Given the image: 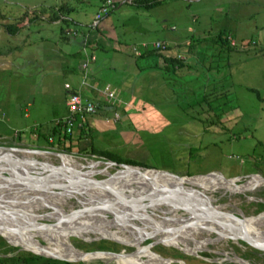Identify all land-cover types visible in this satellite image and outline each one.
Segmentation results:
<instances>
[{
	"label": "rangeland",
	"instance_id": "1",
	"mask_svg": "<svg viewBox=\"0 0 264 264\" xmlns=\"http://www.w3.org/2000/svg\"><path fill=\"white\" fill-rule=\"evenodd\" d=\"M59 1L63 4L60 5ZM112 1H116L115 7L102 15L99 26L94 29L102 41L91 48L96 59L89 64L84 76L91 86L81 85L82 92L87 90L89 96L95 101L100 100L103 107L87 117L83 127L86 135L92 139L95 147L148 166L133 165L183 175L173 185L189 186L195 196H210L213 205L231 215L241 213L252 217L264 210V179L258 175L264 176V0ZM95 2L0 0L1 24L15 23L18 18L22 19L23 13L35 15L28 21L22 19L23 27L13 34L6 33L8 30L0 26V151H11L17 162L24 161L25 156L29 155L40 162L47 160L58 164L55 153L49 152L55 150L70 154L82 164L81 170L89 169L90 161L96 162V168H104L107 164L108 158L91 153L89 146L81 147V141L66 139L63 141L65 147L57 148L41 140L38 134V130L45 128L42 126L44 123L55 121V114L66 112L63 82L68 81L73 87L79 83L82 72L79 68L81 53L78 38L82 39L87 25H93L88 23L95 13ZM106 22H110V26L102 28ZM218 35L222 42L215 40ZM156 40L171 44L172 49L185 58L179 71L184 74L183 77L160 76L158 71L146 66L152 63L151 58H134L133 50L137 54L142 43L151 44ZM212 89L215 91L211 93ZM102 90L106 91L105 94ZM109 90L113 91V96L107 95ZM208 92L207 100H200ZM118 95L120 100H117ZM27 148L46 152L47 157L29 150L24 152ZM106 170L116 178L128 176V170L118 165L108 163ZM208 171L211 172L206 173ZM147 172L154 171L148 169ZM197 173L202 174L188 175ZM0 174L6 178L16 177L4 166L0 168ZM46 174L59 176L56 172L48 171L36 175ZM92 176L105 178L104 181L111 178L97 171ZM224 176L230 178L225 179ZM135 177L139 176L135 174ZM154 178L156 176L151 177L152 184L155 183ZM254 179L262 181L249 186V181ZM0 190L14 193L19 200L34 195V192L47 197L43 191L33 189L22 194L23 189L18 192L16 188L10 189L4 184H0ZM48 190L45 191L53 194L65 189L53 186ZM81 193H75L76 197H65L64 201L59 199L57 203L66 211L74 209L80 206L83 195L87 196ZM49 200L48 197L44 201L52 205L45 204L33 209L24 204H10L0 197V208L16 215L26 213V219L33 224L35 221L51 224L54 217L58 218L61 214H48L53 211L52 206H56L55 202ZM166 207L158 204V208ZM146 211L156 219H161L164 214H188L182 208L163 213L160 209L147 207ZM101 214H106L107 218L111 216L108 212ZM258 217L262 220L258 227L247 226L264 229V213ZM130 220L140 224L135 218ZM64 223L67 226H60V221L53 227L59 230H49L63 232L76 249L99 250L92 242L99 238L90 237L100 234L93 231L87 233L80 225ZM178 223L165 222L166 225ZM122 225L119 231L122 235L118 238L130 241L131 238L125 236L129 235L132 226ZM110 229L116 227L111 225ZM0 231L12 243H16L12 244L3 237L11 245L21 244L38 252L69 255V246L51 233L1 224ZM134 233L137 235L136 231ZM194 235L196 238L210 236L213 240L204 246L193 245L195 242L190 239H187L190 245L176 241L184 252L174 245L163 243L149 248L141 247L153 239L144 237L135 253L118 256L128 259L126 262L119 261L122 263H116L111 254L101 251L87 255L101 258V261L91 264H134L142 260L151 264L138 253L152 250L167 258L163 260L167 264H216L213 261L218 264H239L225 259L226 252L253 264H264V252L240 239L213 238L216 233L212 230H200ZM167 238L171 237L162 239ZM121 244L120 251L134 248V245ZM169 246L178 248L181 256L174 254ZM196 250L199 256L193 254Z\"/></svg>",
	"mask_w": 264,
	"mask_h": 264
},
{
	"label": "bare ground",
	"instance_id": "2",
	"mask_svg": "<svg viewBox=\"0 0 264 264\" xmlns=\"http://www.w3.org/2000/svg\"><path fill=\"white\" fill-rule=\"evenodd\" d=\"M24 152H28V150L24 151ZM37 154L42 156V157H45V156L47 157V153L43 152V151H39V152H37ZM55 155L57 156V159L59 160L58 164H53L52 162L47 161V160L40 162L38 159L31 158L29 155L25 156L24 161L17 162V161H15L16 159H14V155L11 151H6V150L0 151V168H3V166L7 167V168H9L11 175L13 174L16 177L18 176L17 178L16 177L6 178L0 174V184L7 185V186H9L10 189L16 188L17 190H19L18 192H20L21 189H23V191L21 192L22 194L26 193V191H32L33 189L47 193L45 195L47 197H44V196H40L39 194L34 192V195L31 194L30 196L27 197L28 200H27V198H25L24 200L23 199L19 200V199H17L16 196H14V193H11L10 191H7L6 193H4L3 191L0 190V197H4V199H6V201L10 204H24L27 206H31L33 209L38 208V207H42L45 204L46 205H52L53 203L50 204V202L48 203V202L44 201V200L48 199V197H49V199H50L49 201L55 202L54 204H56V206H53L54 210L48 212V214L49 215L61 214V216H62L63 214L66 213V210H64L62 205L58 204L57 202L59 199L61 201L62 200L64 201L65 197H70V196L76 197L75 193H77V191H75V189H84V193L87 196L83 195V198L80 197L81 198L80 202L83 204H88V203L94 202L98 199L108 197L112 193L115 194L116 191H118L120 189L121 190H131L132 192H139L145 188H149V187H152V186L158 185V184L159 185L166 184L165 186H167V187L168 186H175L176 187L178 185H173V184L178 183L179 182L178 180L180 179V177H175V176L171 175L170 173H159L158 171L152 169V171H154V172H147V171L145 172L146 175H148L150 177L156 176V178H154L155 183L152 184L150 182V179H148V177H146L143 174H141L140 172H138V170L132 166L131 167H125L128 170V172H127L128 176H125L123 178H116V177L110 176L109 172L107 171L108 169L106 170V166L108 165V162L104 168H96V167H94V165H96L95 164L96 162L90 161L88 163L90 168L87 170H81L80 167L82 164L80 162H78L77 160H75L74 158H72V156L70 154L57 153ZM133 169H135V170H133ZM46 171L56 172V173H58L59 176L58 177H52V175H50V174H46L44 176H37L36 175L37 173L43 174ZM95 171L107 174L109 177H111L110 178L111 181L107 180V181L99 182V183L93 182L92 179L94 177L92 175ZM34 173H36V174H34ZM124 174H125V172H124ZM131 174H133V176H131ZM135 174L139 177H135ZM78 177L81 179L77 180ZM258 181L260 182L262 180L261 179H254L251 182L249 181L248 185L249 186L254 185ZM62 183L66 184L65 190L59 191V192H56L53 194H50L48 192L49 191L48 189L52 188L53 185L62 184ZM241 187H243V186H241ZM180 188H182L183 190H186V191L188 190V193H186V194H187L188 198H191L194 202H196L198 204H202L206 208H209L211 205L214 206L215 208L218 207L217 205H213L211 203V197L210 196H205V197H201L199 195L195 196L194 193L192 192L193 190L189 186H179L178 187L177 192H178V195L180 196V198H181V195L184 196V194H185L184 192L180 191ZM45 190H48V191H45ZM71 192H73V193H71ZM63 195H66V196L61 198L60 196H63ZM56 196L60 197V198L57 199V198H55ZM182 198H184V197H182ZM182 198L180 199V201L182 200ZM10 199H11V201L12 200L13 201L11 202ZM185 199L186 198H184L183 200H185ZM187 200H189V199H187ZM114 206H115V209L118 211H121L124 209V207H122L120 205L119 206L114 205ZM166 206H167L166 208L161 209V208H158V204H156L150 208L152 210L153 209H160L163 213L171 212L174 209H176L175 206L173 207L169 204ZM125 210H127L126 213H129L128 211H130L128 209H125ZM195 210L198 214L202 213V211H203L202 209H198V208H196ZM99 212L100 213H103V212L106 213L105 210H90V211L85 212L84 215L75 216V217H73L69 220H66V221L68 223H71V224L73 223V224L78 225V226L80 225L82 227L83 231L87 232V233L89 231H93V232H96L98 234L109 235V236H113V237L121 236L122 234L119 233V231L122 230V228H123L122 223H120L117 220H113L112 218H107V216L105 214H101V217L103 218V219H101L100 217H98L96 215ZM8 213L9 212L0 213V224L1 225L9 226V227H19V228H35L38 230L45 231L47 233H51L56 238L61 239L63 242H65L66 245L69 246L70 251L67 252V254L73 255V256H81L85 262L90 263V264H91V262L101 261V258L96 256V255H90L89 256V255H87L88 253L80 252L78 249L74 248L73 244H71V242H69L67 236L63 232L54 231V230H59V229L53 228L54 226L60 224L59 220H57L55 223H51V224H47L46 226H42V225H39V223H40L39 221H35L36 225L33 224V222L28 221L26 219V215H25L26 213L25 214H19V215H16V214L10 215ZM35 213H38V212H35ZM39 214H41V213H39ZM150 214L152 215V213H150ZM90 215H94V216H90ZM83 216H86V217L83 218ZM88 216H90V217H88ZM40 217H42V215ZM91 217H94V218H91ZM169 218H170V220H169ZM186 218H188V217L187 216L183 217L181 215L173 214V215L164 216L161 219L155 218L154 224H152L153 223L152 221L143 220V222L145 224L144 229L147 230L146 227H149V229H152L153 228L152 226H155V225L165 226L166 225L165 222H167V221L180 223V222L185 221ZM229 221L230 220H228V222ZM260 221H262V220L258 216H252V217H246L245 216L244 219H242V224L246 228L249 227L247 225H253L255 227H258V224L261 223ZM61 223H62V225H60V226H63V227L67 226L64 223V221H61ZM231 223L234 224L233 226H235L236 231H240L239 227H238L240 224L238 222L233 221ZM111 225L116 227V229H110ZM41 226L47 227L48 229L42 228ZM49 228L54 229V230H49ZM249 228L253 232H255L260 238L264 239V230L259 229L260 230L259 231L257 229L252 228V227H249ZM130 229L131 230L129 232V235L128 236L124 235V236L132 238L130 240L132 242L126 241V240H124V241L127 243L134 244L137 247V245H140V236L138 235V233H137V235L134 233L135 229L133 227H130ZM200 230H204L207 232L210 230H212V231L215 230L216 231V235H215L216 237H213V238L230 237V236H227V234L230 235V233H231L230 230H228V228H226L224 225H220V224L214 223L210 220H205L202 218L198 221V223H194V224H190V225H183L175 231L158 232L161 234L157 233L155 237L166 238V236L167 237L169 236L171 238H167V239L173 241V243H176V241H181V242L186 243V244H188L187 239H190L193 242H195L193 245L204 246L207 242H210L213 239L211 240L210 236H205L202 238H196L194 233H196ZM13 243H15V242L13 241ZM165 243L167 244V242H165ZM168 244H170V243H168ZM19 245H21V244H19ZM176 245L179 246L178 243H176ZM188 245H190V244H188ZM140 246L142 247V245H140ZM179 247H182V246H179ZM147 248H149V247H147ZM32 250H34V249H32ZM197 250H199V249H197ZM135 252H133V253H135ZM111 255L114 257L113 259L116 261V263H122V262H126L128 260L126 258V256L118 257L120 254H118V255L111 254ZM138 255L144 256L151 264H167L166 261H163L164 259H167V258L161 257L158 253H156L152 250L140 252V253H138ZM157 256L161 259H159ZM89 259H94V260L90 261ZM119 261H122V262H119ZM144 263L149 264L145 260L144 261L142 260V262L134 263V264H144ZM238 263L239 264H253L250 261H248L247 259L246 260H239Z\"/></svg>",
	"mask_w": 264,
	"mask_h": 264
},
{
	"label": "water",
	"instance_id": "3",
	"mask_svg": "<svg viewBox=\"0 0 264 264\" xmlns=\"http://www.w3.org/2000/svg\"><path fill=\"white\" fill-rule=\"evenodd\" d=\"M25 150H29L32 152H37L39 149L36 148H27ZM49 152H53L55 154L59 153V151H55V150H50ZM106 162H108L109 164H114V165H118L120 167H122L123 169L125 167H139L142 169H138V172H140L141 174H143L144 176L148 177V179L152 180L150 176L146 175V171L148 169H154V170H159L162 172H168L171 175L175 176V177H182L183 175H179V174H175L174 172L171 171H167L164 169H159V168H152V167H142L139 165H133V164H129V163H125V162H117L115 160L112 159H107ZM211 171H208L206 173H210ZM198 174H202V173H197V174H188L189 176L192 175H198ZM252 173H250L251 175ZM260 177H262L264 179V176L258 174ZM80 177V176H79ZM77 178V180H80L81 178ZM225 179H229L230 177H225ZM105 178H93V182L99 183V182H104ZM239 184V183H237ZM56 187H61L63 189H66V184L62 183V184H57V185H53ZM179 186H165V185H154L152 187L149 188H145L139 192H129L126 190H122L120 192H117L115 194H111L108 197H104L101 199H98L94 202H90L88 204H83L79 201L80 206L74 208V209H70L69 211H66L65 214H63L62 216L54 217V222L59 220V221H66L69 220L75 216H79V215H84L85 212L90 211V210H105L106 212L110 213V217L113 220H117L121 223H125V224H129L131 225L135 231L138 233V235L140 236V240H142L144 237H153V239L146 243V244H142V246H146V247H151L154 244L157 243H163L166 244L163 239L155 237V234L161 231H175L178 228H180L183 225H190V224H194V223H198V221L200 219H205V220H210L214 223L220 224V225H224L226 228H228V230H230V235L227 234V236H230V238H235V239H240L248 244H251L257 248H259L262 252H264V239L260 238L255 232H253L250 229H247L245 226H243L242 224V219H244V215H242L241 213H239V215H231L223 210H220L218 208H215L214 206H210L209 208H206L204 205L202 204H198L196 202H194L191 198H188V196L186 197L185 194L184 196L181 195V198L184 197L186 198L185 200H183L184 198H182V200L180 201V196L178 195L177 189ZM75 191L77 192H84V189H75ZM180 191L184 192V193H188V190H183L182 188H180ZM189 199V200H187ZM192 200V201H191ZM189 201V202H188ZM181 203V204H180ZM156 204H164V205H171V206H175V208H182L184 210L187 211V216L188 218L185 219V221L178 223V225H171V224H167L165 226H161V225H155L152 226V229H148L145 230L144 229V222L143 220H147V221H152L154 224V216L151 215L149 212L146 211L147 207H152L153 205ZM122 206L124 207L123 210L118 211L115 209V206ZM53 207V206H52ZM196 208L198 209H202V213H197L196 212ZM128 209L130 211H128L129 213H126ZM54 210V209H53ZM7 213V211L3 210L0 208V213ZM264 213V210L257 212L254 216H259L260 214ZM10 215H12V211L9 210ZM164 216L167 215H163L162 218ZM184 217V216H183ZM130 218H135L137 221L140 222V224L134 223L130 220ZM226 221H225V220ZM170 220V218H169ZM230 220L231 222L235 221L238 222L240 225L239 230L240 231H236L235 226H233L234 224H232L230 221V223L227 221ZM52 222V223H54ZM48 223L46 222H41L39 223V225L42 226H46ZM261 229V228H260ZM264 230V229H262ZM215 233L216 231L213 230ZM0 235L2 237H4L7 241H9L10 243H12L8 238H6L2 232L0 231ZM81 237V236H80ZM109 238L111 240H114L116 242L119 243H124V244H130V245H134L131 243H127L124 240L118 238V237H113V236H109V235H98L96 237H90V239H96V238ZM83 239H87L85 237H82ZM12 244H16V243H12ZM168 244V243H167ZM18 248H24L27 250H30L34 253L37 254H41V255H45V256H50V257H56V258H60V259H67V260H83V258L81 256H75V257H63V256H59L56 254H51V253H43V252H38V251H34L30 248H26L23 247L19 244ZM168 245H174L178 248L181 249V247H179L176 244H168ZM80 252L83 253H89V252H95V251H101V252H105V253H109V254H122V253H133L136 251L137 247L134 245V248L130 251H114V250H103V249H99V250H83L80 248H77ZM183 250V249H181ZM184 251V250H183ZM186 252V251H184ZM225 253V252H224ZM193 254L198 255L199 254L196 252H194ZM164 258V257H163ZM225 259L227 258L228 260L231 261H235L238 262L239 260H246L245 258H242L236 254H227L225 253Z\"/></svg>",
	"mask_w": 264,
	"mask_h": 264
},
{
	"label": "trees",
	"instance_id": "4",
	"mask_svg": "<svg viewBox=\"0 0 264 264\" xmlns=\"http://www.w3.org/2000/svg\"><path fill=\"white\" fill-rule=\"evenodd\" d=\"M34 17H35V15H34ZM22 19L24 21V18H22ZM22 19L18 18L17 22H15V23L14 22L2 23V24L0 23V25H3L5 27V29L8 30V32L13 33L20 26L23 25L24 22L21 23ZM215 40L222 42V41H220L219 35L215 38ZM95 41H96V44H101L100 40L97 39ZM213 41H214V39H213ZM138 50L139 51L137 52V54H135L134 50L132 51V53L135 55L134 58H142V57L143 58H151L152 63H148L146 66L151 67L154 70L158 71L160 76H163V77H165L166 75H172V76H178V77L184 76V74H180L179 71L181 70V67L184 63L185 58L180 57V54H177V52H175V50L172 49L171 44H167L166 42H164L163 46L161 47V46H153L152 44L146 43V45L141 44L140 48H138ZM79 65H80V62H79ZM79 68H80V66H79ZM81 72H82V69H81ZM193 90L195 91L197 89H193ZM212 91H215V89H212L210 92L212 93ZM82 94L86 97L92 98L91 96H89V94H87V92L85 93L83 91ZM209 94H210L209 92L205 93L204 96L200 100H203L204 98L208 97L207 95H209ZM213 94H215V93H213ZM92 100L95 102L96 111L98 109L103 108L101 106L100 100L95 101L93 98H92ZM200 100H198V101H200ZM206 100H207V98H206ZM112 108H114V106H112ZM64 113L65 112L55 114V121H53V123H44V125H42V126H45V128L43 127L42 129L38 130V134H39V137H41V140L43 139V141H46V143H48L49 145H55L57 148L65 147L63 141L66 139H68L70 141L75 140V142L81 141L80 146L81 147L89 146L88 150L91 153L104 155L106 158L115 160L117 162H125V163H129V164H139V165H143V166H148V165L140 163L139 161H137L135 159H132V158H129L126 156L118 155V154L113 153L107 149H99V148L95 147L93 142H92V139L89 138L88 135H86L85 128H83L85 126V124L87 123L86 122L87 118L83 121L82 124L74 125L71 132H69V133L64 132V130H62L61 124L59 122V119L64 115ZM48 138H50V139L48 140ZM36 141H38V139H36ZM97 216L101 218V213L97 214ZM163 241L170 243V244H173L167 239H163ZM92 242L95 244V246L97 248L103 249V250L118 251L119 247L123 246L121 243L116 242V241L111 240V239H107V238H99L97 240H93ZM169 247L173 248L174 254L181 256V255H179L180 252L178 251V248L173 247V246H169ZM203 253H207V252L204 251ZM172 254H173V252H172ZM59 256H63V255H59ZM63 257H75V256L65 255ZM213 263L218 264L217 262H214V261H213ZM0 264H90V263H87L84 260H67V259H60V258H56V257H50V256L37 254V253H34L30 250L18 248V246H16V245H11V244L7 243V241L0 235ZM102 264H105V263H102Z\"/></svg>",
	"mask_w": 264,
	"mask_h": 264
},
{
	"label": "built area",
	"instance_id": "5",
	"mask_svg": "<svg viewBox=\"0 0 264 264\" xmlns=\"http://www.w3.org/2000/svg\"><path fill=\"white\" fill-rule=\"evenodd\" d=\"M114 6V2L112 0H105L103 1L97 11L95 12L92 23L96 24V22L102 17V15L106 14L112 7ZM72 34H75L74 30L70 31ZM88 32H85L82 35V43H83V49H84V56L80 60V68L82 69V76L79 80V84L76 87H73L68 81L63 82V87L66 90V97H65V106H66V112L64 115L59 119V122L61 124L62 130L64 132L69 133L71 132L74 125H80L83 123V121L90 115L94 114L96 112V105L95 102L82 94L81 85H89L88 81L85 80V73L86 70L89 68V64L95 59V54L85 50L84 45L87 42V34ZM143 45H146V43H142ZM153 46H163L164 42L156 40L151 43ZM105 94V90L101 91ZM113 91L109 90L107 91V95L113 96ZM117 96V100H120Z\"/></svg>",
	"mask_w": 264,
	"mask_h": 264
},
{
	"label": "crops",
	"instance_id": "6",
	"mask_svg": "<svg viewBox=\"0 0 264 264\" xmlns=\"http://www.w3.org/2000/svg\"><path fill=\"white\" fill-rule=\"evenodd\" d=\"M101 1H102V0H96V2H95V5H96V10H95V12L97 11V9H98V7H99L98 5H99V3H100ZM121 1H122V0H121ZM124 1H125V0H124ZM126 1H130V0H126ZM59 2H60V3H59L60 5L63 4V2H61V1H59ZM59 4H58V5H59ZM119 4H120V3H119ZM115 5H116V1H114V6H113L112 8H114ZM56 6H57V5H56ZM31 8H32V7L27 8V9L29 10V9H31ZM112 8H111V9H112ZM28 10H27V11H28ZM27 11H26V12H27ZM94 14H95V13H94ZM21 16H22V18H24L25 21H28V20H31V19L34 18V14H32V15L29 14V15H28V12H27V13H23ZM93 16H94V15H93ZM102 17H103V16H102ZM92 19H93V18H92ZM92 19L89 21L88 24L92 23ZM71 20H74V19L71 18ZM54 21H55V22H58L57 19H54ZM98 24H99V20L96 22V24H95L93 27L87 25L88 28H86V29H90L91 31H90V30H86V29L83 31V32H88V33H90V34L87 33V34H88V35H87V42H86L85 45H84L85 50L90 51L91 48H93L95 45L97 46L98 44H96V41H95V40L98 39V40L102 41V40L100 39V37L98 36V34H97L96 32H94L95 27L99 26ZM110 24H111L110 22H106V23H103L101 27L103 28L104 26H110ZM0 26H1V25H0ZM3 27H4V26H2V28H3ZM22 27H23V26H20L19 29H17L16 31H19ZM2 28H0V29H2ZM4 29H5V27H4ZM6 33H10V32L6 31ZM13 33H15V32H13ZM13 33H12V34H13ZM89 35H90V36H89ZM27 39H28V36H27ZM105 40H106V39H105ZM81 41H82V39H79V38H78L79 50H80V53H81V55H80V59H79V62H80V60L82 59V57L84 56V52H83L84 49H83V45H82V42H81ZM26 42H29V40H28V41L26 40ZM106 42H107V41H106ZM24 43H25V42H24ZM90 52H92V51H90ZM92 53H93V52H92ZM95 59H96V56H95ZM94 61H95V60H94ZM7 63H9V60H8ZM94 79H95V77H94ZM96 79H97V77H96ZM78 84H79V83H78ZM89 85H90V83H89ZM87 86H88V85H87ZM86 92H87V91H86ZM86 92H85V93H86ZM87 94H88V93H87Z\"/></svg>",
	"mask_w": 264,
	"mask_h": 264
}]
</instances>
